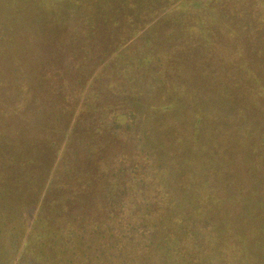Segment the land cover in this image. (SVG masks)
<instances>
[{
  "label": "trees",
  "instance_id": "obj_1",
  "mask_svg": "<svg viewBox=\"0 0 264 264\" xmlns=\"http://www.w3.org/2000/svg\"><path fill=\"white\" fill-rule=\"evenodd\" d=\"M44 1L51 9L62 0ZM159 1H93L80 27L71 22L73 17L64 21L61 30L66 33L70 22L71 39L58 35L60 50L49 53L43 67L54 62L65 65L66 70L82 66L84 61L99 66L106 62L103 75L92 81L93 91H102L101 78L114 77L119 84L105 90L114 94L112 102L92 91L91 99L98 106L89 103L86 110L71 111L77 126L72 134L67 133L61 147L55 146L52 157L37 140H46L47 134L34 129L31 121L24 124L26 110L20 103L9 107L12 134L26 139L12 146L9 140V148L5 146L9 149V169L1 154L5 150L0 151V202L9 205L10 192L16 196L25 186L24 172L31 169L36 174L35 181L27 183V196H23L25 202H34L25 216L26 224L19 227L16 223L21 217L19 208L12 218L16 221L5 230L14 244L9 264H29L31 255L42 253L44 240L60 259L56 264H78V258L83 264H97L93 256L112 264H223L231 258L233 245L223 243L217 218L222 202L232 208L219 192L229 188L221 186L222 178L230 184L233 178V139L230 141L225 133L229 130L218 123V113L186 110L191 101L203 104L175 86L174 81H180L176 73L185 70L181 65L185 46L177 43L178 38L174 40V29L166 34L156 30L159 23L155 25L153 17L157 11L160 14L169 9ZM184 2L168 22L202 9L200 0L189 7ZM94 5L99 9L92 12ZM25 38L27 50L35 51L28 42L32 37ZM133 40L139 41V48H123ZM95 50L111 58L105 61L103 56L95 61ZM31 57L35 61L37 55L32 53ZM113 67L117 68L115 73H105ZM29 68L40 69L31 63ZM49 74L60 75L54 67ZM10 82L15 88L9 99L16 93L25 103L28 95H22L25 86L21 76L19 81L12 78ZM64 93L69 95L63 94L65 100L74 101V94ZM13 117L22 123L17 130L13 129ZM24 125L25 130H21ZM59 141L61 144V137ZM38 180H43L40 196L33 188H41ZM3 264H8L7 260Z\"/></svg>",
  "mask_w": 264,
  "mask_h": 264
},
{
  "label": "rangeland",
  "instance_id": "obj_2",
  "mask_svg": "<svg viewBox=\"0 0 264 264\" xmlns=\"http://www.w3.org/2000/svg\"><path fill=\"white\" fill-rule=\"evenodd\" d=\"M62 1H57L50 9L49 3L44 0H0V151L5 150L1 154L8 169L9 149H5V146L9 148V140L12 146L26 139L24 136L22 139L19 133L12 134V126L9 125L11 105L20 103L23 110H26L24 124L31 121L34 129L39 128L42 134H47L46 140L43 135L41 137L44 140H37L51 157L55 146L58 144L61 147L68 137L67 133L72 134V128L77 126L76 117L71 115V111L81 107L86 110L89 103L98 106V102L91 99L93 95H90L93 91L92 81L96 75L102 74L106 62L102 63L103 66L97 63V66L84 61V65L67 67L68 70H65V65L54 62L49 63L51 66L48 64L43 67L49 53L60 50L58 35L61 34L68 41L71 39L70 22L66 33L61 30L64 21L73 17L71 22L77 28L80 27L89 3L103 0ZM160 1H164L160 6L169 9L158 14L156 5L150 7L151 12L157 11L158 14L153 17L155 25L159 23L156 30L160 29L166 34L174 29V40L178 38L177 43L185 46L186 57L181 64L185 70L182 74L176 73L175 78L180 81H174L175 86L181 93L185 92L188 97H197L201 105L203 104L198 106L191 101V108L186 110L218 113V123L223 129L229 130L225 133L230 141L233 139L234 160L230 168L233 178L230 180L231 184L229 181L225 183V178H222L221 186L229 185V188L219 192L232 205V208L227 207L224 201L218 207L217 221L221 238L224 244L233 245L231 258L223 264H264V0H200V12H188L182 17L178 16L174 22L168 21L183 8L180 4L182 1L189 7L198 0ZM95 8L99 9L94 5L92 12ZM52 27L54 30L49 31ZM25 37H32V42L29 39L28 42L29 46H34L35 51L27 50ZM129 43L131 44L123 48L140 47L139 41L133 40ZM100 49L103 50V46ZM32 53L37 55L35 61L31 57ZM103 56V52H93L95 61ZM103 58L106 61L111 57L109 55ZM28 60L32 67L40 68L39 72L28 71ZM117 63L120 64L119 61ZM52 66L60 75L49 74ZM116 71L115 67L107 68L105 73L113 74ZM13 73L17 76L13 77ZM20 76L23 86L26 87H22V95L27 94L30 98H26L25 103L16 93L9 99L10 91L15 88L10 80L13 78L19 81ZM112 79L101 78L99 87L103 88L102 91H93L99 92L100 96L106 97L110 102L113 101L114 94L109 95L105 90L119 84L114 77ZM115 91L117 89L111 90ZM64 92L74 94V101L65 100ZM65 95L68 98L69 95ZM19 110L17 112L20 115L22 110ZM14 117L13 129L17 130L22 123ZM25 125L21 130H25ZM32 134L39 133L33 131ZM220 138L224 137L220 135ZM222 168L227 174L224 165ZM40 173L37 176L43 179ZM24 174L28 184L35 181L36 174L31 169ZM42 181H39L40 185ZM27 183L25 182V186L16 196L10 192L9 205L3 200L0 202V264L6 260L9 264V251L13 252L14 244L5 230H9L8 227L16 221H12V218L15 219V212L20 208V221L16 223L21 227L26 224L25 216H28L29 208L34 203H27L23 199L30 188ZM33 188H36L40 196L43 184L41 188ZM41 243L42 253L31 255L29 264L59 263L60 259L57 260L48 242L44 240ZM94 258L93 256L92 259L97 264H112L109 260ZM77 263L83 264L82 259L78 258Z\"/></svg>",
  "mask_w": 264,
  "mask_h": 264
}]
</instances>
